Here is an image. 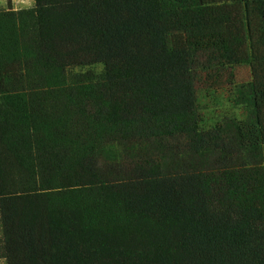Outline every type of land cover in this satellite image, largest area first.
I'll return each instance as SVG.
<instances>
[{
	"label": "trees",
	"instance_id": "trees-1",
	"mask_svg": "<svg viewBox=\"0 0 264 264\" xmlns=\"http://www.w3.org/2000/svg\"><path fill=\"white\" fill-rule=\"evenodd\" d=\"M237 67L210 128L196 85ZM5 264H264V0L0 11Z\"/></svg>",
	"mask_w": 264,
	"mask_h": 264
},
{
	"label": "rangeland",
	"instance_id": "rangeland-1",
	"mask_svg": "<svg viewBox=\"0 0 264 264\" xmlns=\"http://www.w3.org/2000/svg\"><path fill=\"white\" fill-rule=\"evenodd\" d=\"M34 7V0H0V11H19ZM233 78L227 74L213 86L203 81L196 85L200 112L203 117L202 126L210 128L215 123L221 122L226 117H233L238 120L244 118V112L240 107L232 103V86L228 81L232 79L235 83L248 81L251 78L250 70L247 67H237L231 71ZM0 264L5 261L0 258Z\"/></svg>",
	"mask_w": 264,
	"mask_h": 264
}]
</instances>
